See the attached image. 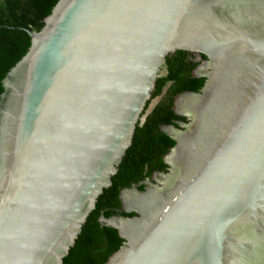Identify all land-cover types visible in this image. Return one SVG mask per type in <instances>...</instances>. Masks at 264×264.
<instances>
[{
  "label": "water",
  "instance_id": "1",
  "mask_svg": "<svg viewBox=\"0 0 264 264\" xmlns=\"http://www.w3.org/2000/svg\"><path fill=\"white\" fill-rule=\"evenodd\" d=\"M29 33L0 100V264H64L178 51L205 85L162 128L168 172L122 191L136 217H101L125 241L106 264H264V0H60Z\"/></svg>",
  "mask_w": 264,
  "mask_h": 264
},
{
  "label": "trees",
  "instance_id": "2",
  "mask_svg": "<svg viewBox=\"0 0 264 264\" xmlns=\"http://www.w3.org/2000/svg\"><path fill=\"white\" fill-rule=\"evenodd\" d=\"M60 0H0V100L4 93L3 81L13 67L29 52L32 39L29 32H40L45 20L52 14ZM195 56L178 51L166 58V63L156 83L152 101H161L136 127L133 142L112 178V186L99 197L95 210L89 215L82 232L64 259V264H106L110 257L124 244L118 230L100 222L102 216L112 218L136 217L122 211L120 195L123 190L139 186L143 192L145 180L155 173H167L165 157L176 146V142L162 131L164 126L174 125V120L185 121L175 114L174 103L178 95L185 92L199 93L205 85L204 78L193 73L201 62ZM193 59V60H192ZM207 57L203 56V60Z\"/></svg>",
  "mask_w": 264,
  "mask_h": 264
},
{
  "label": "flooded vegetation",
  "instance_id": "3",
  "mask_svg": "<svg viewBox=\"0 0 264 264\" xmlns=\"http://www.w3.org/2000/svg\"><path fill=\"white\" fill-rule=\"evenodd\" d=\"M193 55V54H192ZM196 58H195V61H199V58H198V56H196V55H194ZM193 60V59H192ZM193 75H194V77H196V75H195V71H194V73H193ZM197 78V77H196ZM178 97V96H177ZM177 97H176V99H177ZM161 99H162V97H160V98H158V99H155V100H158V102L153 106V101L151 102V104H150V106H149V109L147 110V112H146V116H148L147 115V113L149 112V113H151L152 111H153V109L157 106V104L161 101ZM176 99H175V102H176ZM174 111H175V109H174ZM177 122H180V121H177V120H174V126H176L177 127V125H176V123ZM184 123H186V124H189L191 121L190 120H188V119H186L185 121H183ZM152 179H153V177H152ZM146 181V180H145Z\"/></svg>",
  "mask_w": 264,
  "mask_h": 264
},
{
  "label": "rangeland",
  "instance_id": "4",
  "mask_svg": "<svg viewBox=\"0 0 264 264\" xmlns=\"http://www.w3.org/2000/svg\"><path fill=\"white\" fill-rule=\"evenodd\" d=\"M164 74H165V72L163 71V72H162V75H164ZM157 102H158V100H154V101H153V106H154Z\"/></svg>",
  "mask_w": 264,
  "mask_h": 264
}]
</instances>
